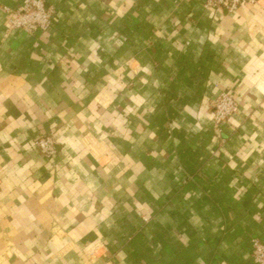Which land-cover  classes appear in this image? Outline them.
<instances>
[{"label":"crops","instance_id":"1","mask_svg":"<svg viewBox=\"0 0 264 264\" xmlns=\"http://www.w3.org/2000/svg\"><path fill=\"white\" fill-rule=\"evenodd\" d=\"M22 1L0 0V264H256L264 0H44L31 33Z\"/></svg>","mask_w":264,"mask_h":264},{"label":"built area","instance_id":"2","mask_svg":"<svg viewBox=\"0 0 264 264\" xmlns=\"http://www.w3.org/2000/svg\"><path fill=\"white\" fill-rule=\"evenodd\" d=\"M243 1L250 3L256 0H203L204 6L225 10L226 12L235 11ZM9 14V28H18L26 32L46 31L52 22L54 7L47 4L44 0H23L16 8L3 7ZM238 110L236 99L227 91L222 90L212 101L213 127L217 132L221 131L223 122ZM35 146L47 158L56 153V142L51 135L37 138ZM252 256L256 264H264V241L258 238L252 239Z\"/></svg>","mask_w":264,"mask_h":264}]
</instances>
